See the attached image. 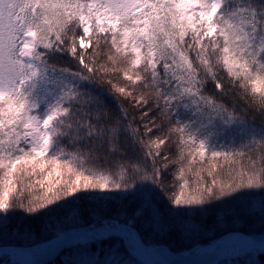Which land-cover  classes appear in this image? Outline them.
Returning <instances> with one entry per match:
<instances>
[{"label":"snow or ice","instance_id":"6c2138e0","mask_svg":"<svg viewBox=\"0 0 264 264\" xmlns=\"http://www.w3.org/2000/svg\"><path fill=\"white\" fill-rule=\"evenodd\" d=\"M25 241L264 264V0H0V251Z\"/></svg>","mask_w":264,"mask_h":264},{"label":"trees","instance_id":"16d2710c","mask_svg":"<svg viewBox=\"0 0 264 264\" xmlns=\"http://www.w3.org/2000/svg\"><path fill=\"white\" fill-rule=\"evenodd\" d=\"M207 216L212 215V213L205 214ZM48 220L47 216H41L37 219H29L25 216L18 214L12 216L8 221V229L11 230L13 228L19 227L21 229H32L37 233V238L39 240H43L47 237V233L43 231V226ZM25 247L23 249H8L2 253H0V264H23L22 260L29 257V261H31L32 257L43 250L41 249H32L28 246V242L25 241ZM215 248L201 249L196 252H183L185 254H192L202 256L212 252ZM56 259V258H55ZM55 259L48 261L49 264H53ZM64 260H67L68 257H63ZM87 259V258H85ZM248 258L244 256L242 253H234L233 255L223 256L218 262L214 264H245ZM27 264V262H25ZM44 264V262H41ZM127 264H163L160 260H157L151 257L145 249L134 251L132 256L128 258Z\"/></svg>","mask_w":264,"mask_h":264},{"label":"water","instance_id":"95a60500","mask_svg":"<svg viewBox=\"0 0 264 264\" xmlns=\"http://www.w3.org/2000/svg\"><path fill=\"white\" fill-rule=\"evenodd\" d=\"M26 248V247H24ZM8 249H4L2 251H0V253L6 251ZM148 251V253L152 256H155L156 252L158 251L157 249H146ZM235 251L231 246H225L224 248L222 249H219V250H215L213 253L203 257V258H198V259H195V258H191V257H188L187 259L189 260V263L188 264H200V263H208V262H211L212 260H215L219 257H221L222 255L224 254H228V253H231ZM163 255L166 256V260H171V261H176L175 258H181L182 256L179 255V254H169L167 252H164V251H161ZM177 262V261H176ZM177 264H185V262H177Z\"/></svg>","mask_w":264,"mask_h":264},{"label":"rangeland","instance_id":"374dc122","mask_svg":"<svg viewBox=\"0 0 264 264\" xmlns=\"http://www.w3.org/2000/svg\"><path fill=\"white\" fill-rule=\"evenodd\" d=\"M160 250V249H158ZM47 252L45 250H43L42 252L34 255L31 259V261H40V262H43L46 260V256H47ZM155 259L157 260H160L163 264H170L172 263L171 261L169 260H166V256L163 255L161 252L157 251L155 256H154ZM183 259V258H182ZM176 261H180L179 259H176ZM25 262H29V257H27L26 259H23L22 260V263L25 264ZM183 262H186L184 259H183ZM187 263V262H186Z\"/></svg>","mask_w":264,"mask_h":264}]
</instances>
